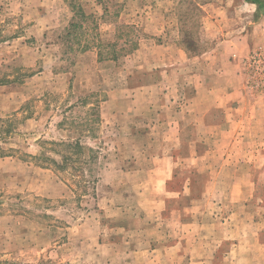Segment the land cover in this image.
Wrapping results in <instances>:
<instances>
[{
	"label": "rangeland",
	"instance_id": "1",
	"mask_svg": "<svg viewBox=\"0 0 264 264\" xmlns=\"http://www.w3.org/2000/svg\"><path fill=\"white\" fill-rule=\"evenodd\" d=\"M263 227V8L0 0V264H262Z\"/></svg>",
	"mask_w": 264,
	"mask_h": 264
},
{
	"label": "trees",
	"instance_id": "2",
	"mask_svg": "<svg viewBox=\"0 0 264 264\" xmlns=\"http://www.w3.org/2000/svg\"><path fill=\"white\" fill-rule=\"evenodd\" d=\"M250 3H254L256 4L259 8H263L264 9V0H246ZM10 132V131H8ZM59 144H63L66 146L67 149L69 148H74L75 152L80 153L82 151V146L81 143H79V141L76 142H60ZM77 148V149H76ZM74 153H68L65 152L62 155V159L61 161H56L54 158H51L50 155L47 154V152H42V159L44 160V162H42V165H56V167H58L61 170H66L67 167H69V165H71V162H76V161H81L80 157H77V159H74L73 157ZM84 163L88 162V160H83ZM72 166V165H71Z\"/></svg>",
	"mask_w": 264,
	"mask_h": 264
},
{
	"label": "crops",
	"instance_id": "3",
	"mask_svg": "<svg viewBox=\"0 0 264 264\" xmlns=\"http://www.w3.org/2000/svg\"><path fill=\"white\" fill-rule=\"evenodd\" d=\"M263 229H264V227H263ZM258 230H260L259 232H257V238H256V241L254 242V244L256 245V244H259L260 246H263V248H264V239L262 238V232H264L263 230H261L260 228L258 229ZM226 238V237H225ZM226 252H228V250H226L225 251V253ZM222 255H223V252L222 253H219V252H217L216 251V253L215 254H213L210 258L211 259H217L218 257H222ZM242 256V255H241ZM243 257V256H242ZM248 259H250V260H252V261H254L255 259H257L256 257H255V255L254 254H252V253H249V255L248 256H246ZM200 259H203V257H200ZM202 264L203 262H197V264ZM262 264H264V255H263V257H262Z\"/></svg>",
	"mask_w": 264,
	"mask_h": 264
}]
</instances>
